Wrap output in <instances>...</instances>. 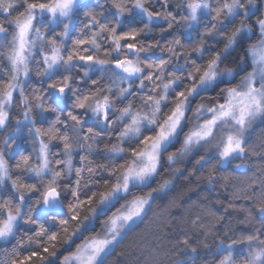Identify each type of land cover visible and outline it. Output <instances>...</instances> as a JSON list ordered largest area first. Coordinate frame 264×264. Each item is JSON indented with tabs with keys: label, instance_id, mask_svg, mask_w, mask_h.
<instances>
[{
	"label": "clouds",
	"instance_id": "9594fccd",
	"mask_svg": "<svg viewBox=\"0 0 264 264\" xmlns=\"http://www.w3.org/2000/svg\"><path fill=\"white\" fill-rule=\"evenodd\" d=\"M0 264H264V0H0Z\"/></svg>",
	"mask_w": 264,
	"mask_h": 264
}]
</instances>
